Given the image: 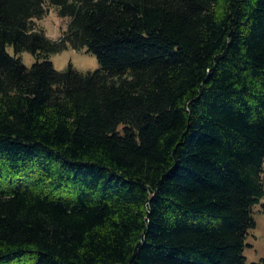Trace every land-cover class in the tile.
Segmentation results:
<instances>
[{"label": "trees", "instance_id": "1", "mask_svg": "<svg viewBox=\"0 0 264 264\" xmlns=\"http://www.w3.org/2000/svg\"><path fill=\"white\" fill-rule=\"evenodd\" d=\"M263 196L264 0H0V264H248Z\"/></svg>", "mask_w": 264, "mask_h": 264}, {"label": "rangeland", "instance_id": "2", "mask_svg": "<svg viewBox=\"0 0 264 264\" xmlns=\"http://www.w3.org/2000/svg\"><path fill=\"white\" fill-rule=\"evenodd\" d=\"M65 22L66 20L59 17L54 8H49L43 18L36 20L37 25L44 30L46 36L52 39H56L60 36L61 31L66 27ZM8 51L11 54L13 53L11 47H8ZM19 54L23 63L28 67L36 60L34 54L28 51H21ZM49 59L54 67L60 71L66 69L68 65L82 72L99 68L97 55L94 52L87 51L85 48L74 49L68 47L61 50V52L51 54ZM253 218H255V226L249 230L244 246V255L248 264L264 257V196L259 203L254 206Z\"/></svg>", "mask_w": 264, "mask_h": 264}]
</instances>
